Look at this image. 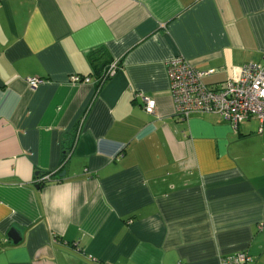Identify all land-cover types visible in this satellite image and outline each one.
<instances>
[{
	"label": "crops",
	"instance_id": "crops-1",
	"mask_svg": "<svg viewBox=\"0 0 264 264\" xmlns=\"http://www.w3.org/2000/svg\"><path fill=\"white\" fill-rule=\"evenodd\" d=\"M178 57L262 63L264 0H0V264H264V133L180 119Z\"/></svg>",
	"mask_w": 264,
	"mask_h": 264
},
{
	"label": "built area",
	"instance_id": "built-area-1",
	"mask_svg": "<svg viewBox=\"0 0 264 264\" xmlns=\"http://www.w3.org/2000/svg\"><path fill=\"white\" fill-rule=\"evenodd\" d=\"M168 73L171 92L176 106V114L182 120H187L192 114L219 115L229 122L233 129L251 119L258 121L259 134L264 133V60L262 63L244 65L233 79H229L219 88H210L204 83V78L215 73L214 70L198 71L191 63L182 57L169 62ZM119 63L113 62L105 72L102 81L115 76ZM75 83H89L90 79L73 77ZM33 87H38L42 80L30 81ZM145 111L154 114L156 102L142 96ZM252 258L246 253H239L225 258L221 264H252Z\"/></svg>",
	"mask_w": 264,
	"mask_h": 264
},
{
	"label": "water",
	"instance_id": "water-1",
	"mask_svg": "<svg viewBox=\"0 0 264 264\" xmlns=\"http://www.w3.org/2000/svg\"><path fill=\"white\" fill-rule=\"evenodd\" d=\"M64 175H65V174L63 173L61 176L64 177ZM9 237H10L15 243H17L18 240H20L19 234H18L15 230H13V231L10 233Z\"/></svg>",
	"mask_w": 264,
	"mask_h": 264
},
{
	"label": "trees",
	"instance_id": "trees-1",
	"mask_svg": "<svg viewBox=\"0 0 264 264\" xmlns=\"http://www.w3.org/2000/svg\"><path fill=\"white\" fill-rule=\"evenodd\" d=\"M109 66H110V65H108L107 69L109 68ZM107 69H106V71H107ZM102 76H103V75H102Z\"/></svg>",
	"mask_w": 264,
	"mask_h": 264
}]
</instances>
